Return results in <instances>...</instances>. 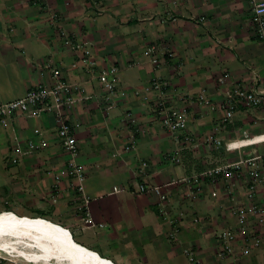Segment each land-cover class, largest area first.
<instances>
[{"label": "crops", "instance_id": "0c3cea01", "mask_svg": "<svg viewBox=\"0 0 264 264\" xmlns=\"http://www.w3.org/2000/svg\"><path fill=\"white\" fill-rule=\"evenodd\" d=\"M67 35L77 36L97 69L118 67V86L126 97L116 92L107 100L96 72L70 67L77 55L64 45ZM149 45H155L157 55L164 53V63L150 62ZM57 62L64 79L82 89L68 115L77 153L71 157L61 147L50 114L16 115L6 125L0 123V212L47 219L112 264H193L183 248L195 252L197 264H264V225L256 226L252 219L249 230L259 246L238 260L215 256L216 234L236 224L232 206L250 202L243 178L232 193L221 175L214 181L203 177L200 188L190 181L207 169L264 153V104L237 106L230 122H221L215 109L184 104L194 114L187 132L200 138L217 128L221 144L176 151L177 144L154 116L155 93L144 90L161 78L169 83L166 96L173 106H182L178 95L202 89L219 105L222 87L215 79L227 73V87L264 92V39L251 23L248 0H0V105L52 84L45 63ZM131 133L135 148L124 152ZM240 140L248 142L236 149ZM229 143L233 145L226 148ZM175 151L178 161L172 159ZM71 160L82 169L93 226L79 220L84 209L77 181L67 170ZM141 160L148 164L144 177L137 175ZM252 163L264 171L260 160ZM139 183L163 186L170 202L161 208L157 196L132 193ZM116 186L126 190L115 193ZM188 191L196 196L188 198ZM255 195L256 201L264 200V186ZM177 211L184 217L174 225L178 233L172 241Z\"/></svg>", "mask_w": 264, "mask_h": 264}, {"label": "built area", "instance_id": "2783aa9c", "mask_svg": "<svg viewBox=\"0 0 264 264\" xmlns=\"http://www.w3.org/2000/svg\"><path fill=\"white\" fill-rule=\"evenodd\" d=\"M251 6V23L256 32L264 39V0H248ZM64 45L77 55V58L71 63V68L81 67L86 72H96V78L101 84L102 88L108 94L107 100H111V94L116 93L120 97H126L128 93L119 88L117 74L119 69L117 66L111 65L105 68L97 69V62L92 59L91 53L88 49L82 48L80 41L75 35H67L63 37ZM146 54L150 58V62L159 66L164 63V53L157 55V48L155 45H149L146 49ZM77 59V60H76ZM45 67L50 69L52 76V84L40 85L31 88L27 91L25 96L12 100L10 102L0 105V123L6 125L8 121L16 115H30L40 116L41 114L52 115L55 124L57 125V138L61 147L66 150L71 157H74L77 153V141L75 138L74 130L68 122V115L74 108L75 101H77L82 89L76 85L68 82L64 79L62 72V64H46ZM97 69V71H96ZM95 70V71H94ZM229 74H220L215 83L217 86L222 87V101L219 105H215L206 91L202 89L198 94L186 95L180 94L177 99L181 101L182 106H173L169 104L167 89L169 83L164 79H153L149 86L145 87L146 92H154L155 100L153 102L154 116L160 123L162 128L169 132L172 140L177 144V149L183 148H197L206 142H214L217 146L221 144V141L216 137L217 128L208 136L194 138L187 132V126L194 114L191 110H188L184 104L197 103L202 109H215L220 112L221 122H230L233 119L234 111L237 106H242L246 109L255 108L264 104V92H254L247 87L241 85H233L232 88L227 87V80ZM139 91L135 90L133 95L138 96ZM126 118L131 125H136L135 120L130 113H126ZM39 130L36 129L35 133ZM134 133L128 136V141L124 147V152H129L135 148ZM243 141V140H240ZM246 144V143H245ZM33 149L35 145L32 142L26 144ZM233 145L232 143L226 144V148ZM241 145V144H240ZM242 146L236 149H240ZM172 153V159L178 161L179 157L177 152ZM253 160H260L264 166V153L253 158H245L236 163L217 166L213 169H207L203 173L190 178L194 184L198 187L203 185L202 178L210 177L213 181L216 180L218 175H221L224 180L228 182L227 193H232L237 182L243 178L246 182V197L250 201L247 204H235L232 206L231 213L236 218V224L224 228L216 234L218 248L215 252V256L220 259H226L228 257L238 260L240 257L247 256L251 250L259 246V238L249 230V220H253L256 226L264 225V200L261 202L256 201L255 191L258 186H264V171L257 168L252 162ZM251 163L252 167L248 168L247 164ZM244 168V169H243ZM69 174H71L77 181L76 190L82 209L84 213L79 220L88 226H93L94 222L87 211L90 198L85 194L82 181L83 172L81 167L71 160L68 163L67 168ZM148 170V164L146 161L141 160L137 166V175L144 177ZM163 186H148L144 183H139L132 193L139 194H153L159 198L161 208H165L171 200L169 192L162 190ZM199 187V188H200ZM123 187H114L115 193L125 191ZM188 198H194L196 194L192 191H188ZM212 196L216 194L212 192ZM168 215V212H164ZM184 217L182 211H177L176 216L172 219L173 229L170 234L172 241L177 240L178 228L175 224L179 223ZM194 222L198 221V218H193ZM247 240L249 243H247ZM241 245L238 247V245ZM183 254L187 256V259L195 264L197 258L195 252L190 248H183Z\"/></svg>", "mask_w": 264, "mask_h": 264}, {"label": "bare ground", "instance_id": "6f19581e", "mask_svg": "<svg viewBox=\"0 0 264 264\" xmlns=\"http://www.w3.org/2000/svg\"><path fill=\"white\" fill-rule=\"evenodd\" d=\"M0 251L33 264H112L74 242L65 228L41 217L11 212H0Z\"/></svg>", "mask_w": 264, "mask_h": 264}, {"label": "rangeland", "instance_id": "374dc122", "mask_svg": "<svg viewBox=\"0 0 264 264\" xmlns=\"http://www.w3.org/2000/svg\"><path fill=\"white\" fill-rule=\"evenodd\" d=\"M18 215L22 214V211H15ZM41 216L43 217H46V214L45 213H41L40 214ZM74 239L76 241H80L76 235H74ZM185 256V255H183ZM187 258V256H185ZM184 257V258H185ZM188 260V259H187ZM0 264H33V263H28L26 262L25 260H23L22 258H19V257H14V256H11L3 251H0ZM37 264H46V263H37ZM49 264H57L55 261H52L50 262ZM197 264V263H195Z\"/></svg>", "mask_w": 264, "mask_h": 264}, {"label": "water", "instance_id": "95a60500", "mask_svg": "<svg viewBox=\"0 0 264 264\" xmlns=\"http://www.w3.org/2000/svg\"><path fill=\"white\" fill-rule=\"evenodd\" d=\"M71 236V235H70Z\"/></svg>", "mask_w": 264, "mask_h": 264}]
</instances>
